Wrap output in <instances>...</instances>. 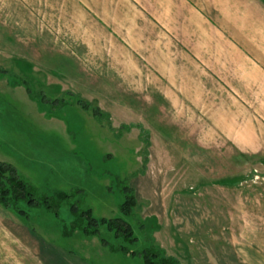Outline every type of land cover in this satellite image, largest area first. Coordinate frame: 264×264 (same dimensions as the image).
Masks as SVG:
<instances>
[{"label": "crops", "instance_id": "1", "mask_svg": "<svg viewBox=\"0 0 264 264\" xmlns=\"http://www.w3.org/2000/svg\"><path fill=\"white\" fill-rule=\"evenodd\" d=\"M0 58L95 106L122 147L225 150L264 211V0H0ZM24 231L23 264H84Z\"/></svg>", "mask_w": 264, "mask_h": 264}, {"label": "rangeland", "instance_id": "2", "mask_svg": "<svg viewBox=\"0 0 264 264\" xmlns=\"http://www.w3.org/2000/svg\"><path fill=\"white\" fill-rule=\"evenodd\" d=\"M18 63L0 58V161L14 166L39 193L61 190L71 197L57 216L20 203L26 212L22 218L0 207V252L4 248L13 258L3 262L0 255V264H23V252L14 251L23 245L8 239L25 227L84 264H142L136 252L150 240L182 264H264V211H258L255 196L241 192L258 179L231 182L236 167L229 165L225 150L157 146L147 153L144 147H122L113 129L43 84L39 73L15 72ZM134 134L123 133L126 144L133 143ZM124 177L135 191V216L145 226L132 227L137 239L127 243L104 225L95 237L72 231L71 201L88 206L97 218L119 216ZM22 251L32 257L29 248Z\"/></svg>", "mask_w": 264, "mask_h": 264}, {"label": "trees", "instance_id": "3", "mask_svg": "<svg viewBox=\"0 0 264 264\" xmlns=\"http://www.w3.org/2000/svg\"><path fill=\"white\" fill-rule=\"evenodd\" d=\"M75 102L82 108L89 110L93 116H101V112L95 106L80 100H75ZM120 190L122 200L117 207L119 216L97 218L92 215L88 206L80 207L77 204L78 200L69 202L68 213L71 217L72 231L77 229L83 236L95 237L98 235L99 226L104 225L107 230L112 231L114 237H120L127 243L135 241L137 237L134 235L132 227L143 228L145 227L144 222L135 216V192L125 177L122 178ZM69 197H71V193L61 190L51 194L39 193L36 187L19 176L14 166L0 161V207L4 210H10L16 215L26 218L25 210L19 206L22 203L26 206H41L52 215L57 216L59 206L68 201ZM66 233L64 231L63 235ZM100 241L105 243L101 238ZM120 250L126 254L133 253L125 246H120ZM136 254L140 256L142 264H179L176 257L168 255L162 248L153 244L151 240Z\"/></svg>", "mask_w": 264, "mask_h": 264}]
</instances>
